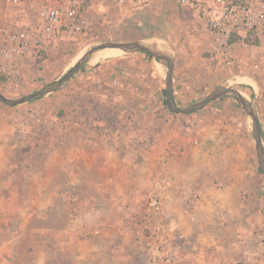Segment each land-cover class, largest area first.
I'll use <instances>...</instances> for the list:
<instances>
[{"label": "crops", "instance_id": "obj_1", "mask_svg": "<svg viewBox=\"0 0 264 264\" xmlns=\"http://www.w3.org/2000/svg\"><path fill=\"white\" fill-rule=\"evenodd\" d=\"M180 53L173 95L177 106L187 107L218 86L211 91L207 85L202 59ZM240 53L234 55L242 62ZM168 69L166 61L143 51L81 67L43 98V122L23 132L32 153L20 174L3 173L15 154L3 157L2 147H17L18 139H0V194L17 198V209L24 210L11 232L0 235L1 257L9 255V264L39 249L72 250L79 261L89 256L93 264H148L144 244L158 231L167 237L172 264H264V242L252 240L264 233V171L253 122L224 96L184 125L167 105ZM170 140L183 143L185 151L164 163ZM159 171L169 184L161 211L147 224L135 208ZM194 194L198 198L190 203ZM68 207L73 214L62 221Z\"/></svg>", "mask_w": 264, "mask_h": 264}, {"label": "rangeland", "instance_id": "obj_2", "mask_svg": "<svg viewBox=\"0 0 264 264\" xmlns=\"http://www.w3.org/2000/svg\"><path fill=\"white\" fill-rule=\"evenodd\" d=\"M89 14L90 23L86 32L79 36H62L32 61L29 67L31 71L27 74L28 83H26L24 88L15 91L0 87V92L9 98H21L39 91L54 79L61 77L78 58L98 44L107 41L148 39L165 44L174 53L181 52L182 58V55L188 54L187 56L193 58L195 62L199 63L202 59L205 68H207L208 79L206 82L212 88L211 91L222 84L240 89L254 102L260 122L264 126V63L258 64L257 61L248 56H244V61L242 62L238 59L236 60L234 56L225 59L215 56L205 46V33L202 30L198 11L188 6H171L162 3L149 6L128 5L121 8H112L102 3H94L89 10ZM101 53L105 55L93 59L88 64H94L98 60H103L113 55L125 54L124 52H111L108 55L107 52ZM239 77L249 78L250 81L249 83L240 81ZM42 103L43 98L19 105H10L0 100V139L3 142L10 141L12 138L19 141L17 147H11V149L9 146L2 147V152L6 153L3 157L6 158L9 154H15L14 163L11 164L13 167L9 164L10 166L8 165L6 169H3L4 175L7 176L11 172L20 174L27 163L24 160L27 157L29 158L32 153L23 133L25 130H30L32 125L17 129L14 127V122H19V120L24 118L31 108H42ZM197 114H177L176 117L182 119L184 125L187 126L189 120L197 116ZM243 119L248 120L249 125L253 122L246 112H244ZM21 178L25 181V176ZM3 180L7 181L6 179ZM3 184L4 182H0L1 186ZM25 199L24 196L21 201ZM15 201H17V198L11 199L8 194H0V235L11 232V226L15 227V224L22 218L24 210L17 209L18 203ZM70 209L68 207L65 209L64 214L62 212L63 215L60 216L62 221L65 218L70 220L69 218L73 214H71L72 209ZM60 217L57 214L54 215V221L60 223L58 220ZM10 219L13 220L12 225H10ZM59 225L61 226L62 223ZM16 229L19 232L22 231L18 224ZM85 243L81 242L82 245ZM4 253L3 251L2 254ZM68 253L65 254V252L57 249H39L26 257L18 256L13 258L14 263L12 264H93L89 256L79 261L76 254L74 253L75 256L73 255L72 250H69ZM4 259H6L5 264L10 263L9 255L1 257L0 251V264Z\"/></svg>", "mask_w": 264, "mask_h": 264}, {"label": "built area", "instance_id": "obj_3", "mask_svg": "<svg viewBox=\"0 0 264 264\" xmlns=\"http://www.w3.org/2000/svg\"><path fill=\"white\" fill-rule=\"evenodd\" d=\"M156 0H0V87L18 91L28 83L32 61L45 52L62 36H79L87 31L89 10L94 3L112 8L128 5L149 6ZM180 6L198 11L206 30L210 51L225 59L236 56L235 50L264 63V0H170ZM240 53V54H241ZM45 112L40 107L31 108L27 115L14 123L20 128L42 123ZM198 144L197 139L190 140ZM148 147L149 142H139ZM184 144L170 140L164 163L180 156ZM168 180L159 171L145 200L135 210L143 212V222L150 224L151 216L162 207V193ZM197 195L189 200L194 203ZM257 244L264 242V233L252 236ZM148 264H172L168 254V240L160 231L145 241Z\"/></svg>", "mask_w": 264, "mask_h": 264}, {"label": "water", "instance_id": "obj_4", "mask_svg": "<svg viewBox=\"0 0 264 264\" xmlns=\"http://www.w3.org/2000/svg\"><path fill=\"white\" fill-rule=\"evenodd\" d=\"M105 48H118L121 49L124 53L143 51L157 59L166 61L169 68L166 78L167 105L169 109L174 113L177 114L195 113L219 97L228 96L235 99L238 102V104L246 110L247 114L250 116V118L253 121V129H252L253 135L257 143L260 165L262 170L264 171L263 131L261 127L260 118L257 112V108L254 102L250 100L245 94H243V92L238 88L229 87L227 85L222 84L219 85L217 88H215L210 94H208L203 100H200L199 102H196L187 107L177 106L175 104L174 95H173V73L175 66V53L172 49H170L161 42H155L148 39L103 42L87 50L80 58H78L74 62L72 67L68 71H66L61 77L54 79L39 91L33 92L29 95H25L18 99L9 98L5 94L0 92V100L10 105H19L44 98L50 93L60 89L63 83H65L70 77H72L81 67L90 63L94 59L96 54Z\"/></svg>", "mask_w": 264, "mask_h": 264}, {"label": "bare ground", "instance_id": "obj_5", "mask_svg": "<svg viewBox=\"0 0 264 264\" xmlns=\"http://www.w3.org/2000/svg\"><path fill=\"white\" fill-rule=\"evenodd\" d=\"M154 39V38H153ZM101 52H107V55L109 54V53H111V52H118V53H120V52H123L121 49H118V48H105V49H103V50H101V51H99L97 54H96V56L94 57V59H97L99 56H101V55H105V54H103V53H101ZM71 67V66H70ZM239 80L240 81H247L248 83H249V81H250V79L249 78H244V77H239ZM228 83H231V82H228ZM251 84V83H250ZM252 85V84H251Z\"/></svg>", "mask_w": 264, "mask_h": 264}]
</instances>
